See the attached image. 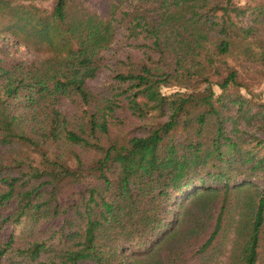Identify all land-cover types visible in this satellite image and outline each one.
<instances>
[{
    "label": "trees",
    "instance_id": "obj_1",
    "mask_svg": "<svg viewBox=\"0 0 264 264\" xmlns=\"http://www.w3.org/2000/svg\"><path fill=\"white\" fill-rule=\"evenodd\" d=\"M263 84L264 0H0V264H264Z\"/></svg>",
    "mask_w": 264,
    "mask_h": 264
},
{
    "label": "rangeland",
    "instance_id": "obj_2",
    "mask_svg": "<svg viewBox=\"0 0 264 264\" xmlns=\"http://www.w3.org/2000/svg\"><path fill=\"white\" fill-rule=\"evenodd\" d=\"M86 1L95 9H97L102 16H107L109 14L111 1H115L117 3L119 2V0H86ZM43 4L50 5L51 2H45ZM20 47H21L20 53L28 58H35L47 54V51H45L44 49H37L35 47L28 46L25 44H21ZM261 89L264 92V84L261 87Z\"/></svg>",
    "mask_w": 264,
    "mask_h": 264
}]
</instances>
